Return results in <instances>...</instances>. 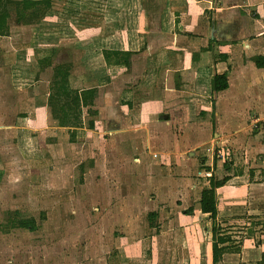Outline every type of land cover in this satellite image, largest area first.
Returning <instances> with one entry per match:
<instances>
[{
  "label": "crops",
  "instance_id": "0c3cea01",
  "mask_svg": "<svg viewBox=\"0 0 264 264\" xmlns=\"http://www.w3.org/2000/svg\"><path fill=\"white\" fill-rule=\"evenodd\" d=\"M143 1L144 7L139 4L137 11L136 3L131 9L128 26L114 23L116 40L107 38L105 26L95 24L79 30L78 45L71 42L81 55L75 62L80 72L73 74L74 66L70 68V85L95 89L87 107L98 117L88 128L92 118L86 119L83 108V127L76 134H90L108 153L135 160L136 166L144 163L149 172L172 164L177 172L168 189L179 193L176 206L192 209L202 221L209 220L206 224L211 221L200 211L199 199L215 171L211 151L222 145L231 151L226 160L235 173L224 186L228 191L216 190L217 207L223 203L217 218L247 213L264 221V0ZM8 25L9 34L0 35L1 173L8 158L20 152L46 160L47 148H56V132H72L58 126L48 105L53 67L67 63L58 36L43 33L36 23L33 45L20 48L9 20ZM49 55L51 65L41 69L37 59ZM223 74L228 87L215 91L213 77ZM124 144L131 146L125 154ZM204 147L208 152L199 157ZM157 216L154 211L147 218ZM209 237L211 242L206 239L196 254L204 264H212ZM225 237L230 239L225 245L238 251L225 253L220 264L260 261L264 234L257 245L253 239Z\"/></svg>",
  "mask_w": 264,
  "mask_h": 264
},
{
  "label": "rangeland",
  "instance_id": "374dc122",
  "mask_svg": "<svg viewBox=\"0 0 264 264\" xmlns=\"http://www.w3.org/2000/svg\"><path fill=\"white\" fill-rule=\"evenodd\" d=\"M136 3L137 11L139 4L144 7L143 0H53V8L38 23L43 33L58 36L62 59L74 66L75 74L80 72L75 62L81 54L71 42L78 43L79 30L102 24L107 38L116 40L114 23L128 26V14ZM9 22L20 48L33 45L36 23H17L14 15ZM56 134V148L51 152L47 148L46 160L35 161L24 152L8 158L9 166L0 178V264H204L196 254L204 249L206 239L211 242L212 220L206 224L208 219L202 221L176 206L179 193L168 189L177 172L172 164L168 170L149 172L142 168L144 163L136 166L135 160L108 153L90 134L75 132L73 142L68 130ZM130 147L124 144V154ZM207 148L203 152L199 148V157ZM230 152L214 146L216 172H222L221 162L230 158ZM34 163L37 168H29ZM224 186L217 194L229 190ZM218 207L223 208V203ZM154 211L157 219L147 218ZM253 215L217 218L219 234L253 239L257 245L264 221ZM19 218H33L35 228L13 227L11 221Z\"/></svg>",
  "mask_w": 264,
  "mask_h": 264
},
{
  "label": "trees",
  "instance_id": "16d2710c",
  "mask_svg": "<svg viewBox=\"0 0 264 264\" xmlns=\"http://www.w3.org/2000/svg\"><path fill=\"white\" fill-rule=\"evenodd\" d=\"M53 8V0H0V35H8V20L14 15L17 23L34 24L43 19L45 14ZM41 69L44 65H51V55L37 59ZM257 62V61H256ZM261 66L262 64L257 63ZM70 64H58L53 67L52 79L50 81V93L48 96V105L54 119L57 120L58 126L69 127L70 135L73 140L75 129L83 127V108L89 115L96 114L91 109L95 89H74L70 85ZM228 87L227 75H215L213 77V89L215 91L224 90ZM88 128L94 127V119H89ZM216 159V158H215ZM217 167V163L215 164ZM223 174L219 175L214 171L209 177V186L201 191L199 199V209L202 213L209 215L212 220V264H220L222 257L227 252H236L238 248L228 247L225 243L230 240L225 235L219 234L221 226L217 224L218 207L216 202V190L226 184L234 175L235 170L230 163L224 159L221 162ZM2 173L0 172V178ZM192 209L185 212L190 213ZM154 215V213H152ZM13 227H20L29 230L35 228L34 219H13ZM257 264H264V252Z\"/></svg>",
  "mask_w": 264,
  "mask_h": 264
}]
</instances>
